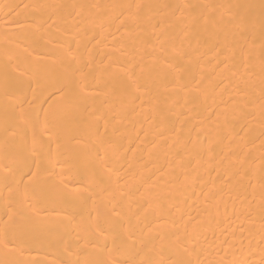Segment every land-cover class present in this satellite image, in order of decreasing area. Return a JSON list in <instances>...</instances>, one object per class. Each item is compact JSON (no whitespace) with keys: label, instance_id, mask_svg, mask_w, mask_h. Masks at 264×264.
<instances>
[{"label":"snow or ice","instance_id":"6c2138e0","mask_svg":"<svg viewBox=\"0 0 264 264\" xmlns=\"http://www.w3.org/2000/svg\"><path fill=\"white\" fill-rule=\"evenodd\" d=\"M3 12L0 264H264V247L258 259L238 258L243 237L227 229L216 237L207 209L193 215L175 195L189 186V170H215L211 187H201L205 205L227 191L235 218L251 220L258 198L264 244V0H30ZM113 19L122 38L113 35L97 53L89 31ZM162 106L181 109L180 129L161 121L140 143L151 146L150 157L152 149L176 150L164 153L167 167L141 175L144 191H127L116 123ZM184 125L207 144L183 137ZM53 215L55 231L35 227Z\"/></svg>","mask_w":264,"mask_h":264},{"label":"bare ground","instance_id":"6f19581e","mask_svg":"<svg viewBox=\"0 0 264 264\" xmlns=\"http://www.w3.org/2000/svg\"><path fill=\"white\" fill-rule=\"evenodd\" d=\"M24 2H30V0H0V16L4 15L3 5L8 3L22 4ZM81 3H121L127 4L131 3L132 0H78ZM144 2H159V3H184L186 0H144ZM193 2H204V0H193ZM220 2L227 3L229 0H220ZM253 2H257L258 0H253ZM14 15V14H13ZM100 24L104 26L101 27ZM119 22L116 20L112 21H99L97 26L94 29L89 31L88 40H91L92 43L89 44V47H93L96 45V41H100L99 45L96 46L97 53L102 54L103 52L108 51L109 49L106 47L113 43L112 36L115 35L117 37L122 38L121 33L116 31ZM15 30V29H13ZM87 42V40L85 41ZM118 42V41H117ZM259 42L257 41L256 48L254 50V59L257 64L256 72L251 76V79L254 81L256 85V95H259ZM211 55L207 58L211 61ZM97 58H100L99 55ZM209 71H211V66H209ZM172 101H169L171 104ZM182 103V101H181ZM209 105L212 104L211 101L208 102ZM139 104V101H137ZM161 112L152 113L147 109L136 108L134 113L129 112L127 115L122 117V123L117 121L116 126L120 129V143H121V151L125 152L127 155V160L123 162V167L120 169V175L127 181L125 188L127 191L135 192L137 188H140V191H144V187H140V178L141 175L147 177L152 175V173L156 172V168L158 167H167V161L170 157L165 156L166 151L175 152L176 148H172L169 150L168 148H160V149H152L153 155L149 156V148H145V145L140 143L143 139V135L145 132H149L150 130H154L156 125L163 124L161 127L168 129L175 125V127L179 130L181 127V122L183 120L182 117H178L177 113L181 111L179 107L172 108L169 110L166 107H163ZM212 111V108H208V113ZM208 113H205L207 115ZM195 123V122H194ZM207 127H211V125H206ZM198 129H193L192 125H184L183 131L181 135L186 139H190L191 141H196L197 139L204 141L207 144L209 137L205 136L203 133H200L198 136ZM258 135V130L256 132ZM149 140H151V135L149 136ZM161 144H170L171 138H167L166 140L160 141ZM226 143V142H225ZM259 141H257V146ZM179 147V146H176ZM223 145H217L215 147V153L217 157H219L222 152L221 149ZM254 156L258 157L259 152L254 151ZM259 161L257 160V164ZM129 164L132 165L131 169H129ZM155 165V167H154ZM119 167V165H118ZM189 176L191 180L189 181V186L184 190V194L181 195L179 192H176L178 200L181 203V207L187 211H191L193 215H196L198 212L203 213L205 208L211 214L213 218V227H216V223L218 222L219 228H217L215 232V236L223 239L221 236V230L227 229V234L231 236L232 231L235 230V235L237 237H243V247L241 249L240 241L237 240V257L240 259H244L248 256H253L256 259L259 258V249L264 247V244L261 243V225H260V210L258 207L259 200L253 202V215L251 220L244 219H236L233 215V202L230 200L227 191L217 196L216 200L209 201L207 206L204 203V196L201 193V187L204 185L205 191L211 187L212 180L216 178V171L205 167H201L199 170V174L189 170ZM115 180V177L112 178ZM155 179V177H153ZM146 187V186H145ZM6 192L3 185L0 184V193ZM187 197V198H185ZM135 201V198H134ZM237 207L239 203L236 202ZM0 210H2V202H0ZM57 218L55 215L48 218L47 221L38 223L35 227L38 230H53L55 231L57 225L55 220ZM243 227L244 231L241 232L239 229ZM209 241L213 240V233L208 232ZM241 252L243 254H241ZM55 253H49L45 255L44 253L33 252L32 257L38 260H45L47 262H51L54 259ZM231 259V255L229 256Z\"/></svg>","mask_w":264,"mask_h":264}]
</instances>
